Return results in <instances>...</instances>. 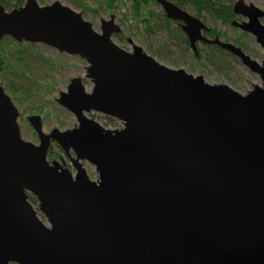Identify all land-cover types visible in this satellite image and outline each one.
<instances>
[{
	"label": "water",
	"instance_id": "water-1",
	"mask_svg": "<svg viewBox=\"0 0 264 264\" xmlns=\"http://www.w3.org/2000/svg\"><path fill=\"white\" fill-rule=\"evenodd\" d=\"M156 1L195 52L200 41L220 45L263 85L241 94L162 64L132 39L128 51L114 41L122 31L114 14L97 32L60 0L0 3V42L78 54L94 83L89 92L72 77L57 98L76 115L74 128L47 133L41 114L28 116L37 144L22 137L20 110L0 85V264H264V58L206 36L207 22L174 0ZM234 7L248 19L233 24L264 49V9L246 0ZM53 142L76 173L49 159Z\"/></svg>",
	"mask_w": 264,
	"mask_h": 264
},
{
	"label": "rangeland",
	"instance_id": "rangeland-1",
	"mask_svg": "<svg viewBox=\"0 0 264 264\" xmlns=\"http://www.w3.org/2000/svg\"><path fill=\"white\" fill-rule=\"evenodd\" d=\"M55 0H38L40 5L52 4ZM63 4L71 6L73 9L82 11L85 18L94 24L95 30L102 31L101 19H109L114 13L116 23L122 26L121 34L124 35V41L114 35V41L128 51L133 50V44L128 39H132L135 44L143 46L144 50L154 55L162 64H167L172 68H184L186 71L198 75L202 74L205 80L212 84L227 83L241 94H246L252 90L255 84L263 85L259 74L250 71L242 61L237 60L234 56L226 53H217L211 56V49L203 43L201 44L203 52V63L195 59L192 50H186L183 37H178L169 32L166 26H159L155 32L148 33L145 25H139L134 19L126 20L127 9L132 4L131 0H124L127 6H121L118 10L110 12L107 4L103 0H86L89 5L97 10L84 11L74 1L60 0ZM253 2L257 6L264 9V0H246ZM154 7V4H153ZM157 10H163L162 7L155 5ZM193 14L194 10H189ZM207 25L211 28H220L225 32V39L238 43L241 40L245 43L247 50L252 57L259 62H263L264 49L258 43L257 38L252 33L243 32L241 28L231 25H224L209 17L206 18ZM176 25V23H175ZM187 36L186 32H184ZM13 39V38H10ZM3 41V40H2ZM0 42V51L8 55L11 67L3 70L0 74V83L4 86L5 92L12 98L13 102L20 110L19 125L22 127V137L34 143L40 142V137L33 126L28 121V116L33 114H41L43 117V125L45 132L51 131L53 128L67 130L74 128L78 123L76 115L62 106L57 98L61 91H66L72 77L82 76L86 86V90L92 91L94 83L92 79H88L87 67L89 62L86 59L70 53H62L57 48H53L46 43H29L24 41V45L18 46L20 42L13 39L16 44H2ZM26 48V49H25ZM154 49L156 52H153ZM214 52V51H213ZM27 61V66L21 63L20 59ZM8 59H6L8 61ZM221 60V62L219 61ZM219 61V62H218ZM89 117H95L99 122L108 128H121L122 123L119 121L117 125H108L105 122L104 114L96 111L86 113ZM51 150L55 151V158L49 159L66 161L67 166L71 167L74 173L76 168L72 166L71 159L66 155L64 150L56 142L51 144ZM50 151V150H49ZM70 155L75 156L74 151H70ZM89 176L93 180L99 179L97 167L87 160H83ZM38 210L40 217L48 223L47 217L38 209L39 201H31ZM50 224V223H48Z\"/></svg>",
	"mask_w": 264,
	"mask_h": 264
},
{
	"label": "trees",
	"instance_id": "trees-1",
	"mask_svg": "<svg viewBox=\"0 0 264 264\" xmlns=\"http://www.w3.org/2000/svg\"><path fill=\"white\" fill-rule=\"evenodd\" d=\"M77 3L78 6H80L84 11L86 10H92L94 12H97V10L93 9L89 3L86 2V0H70ZM106 4L108 9H110V12H114L118 10L121 6H127V2L124 0H103ZM132 4L129 7H126L127 14H126V20H136V22L139 23V25H145V29L148 33L155 32L156 29L159 26H166L173 35H176L178 37H183V42L186 46V50H192L194 52L195 59H197L202 65L203 63V52L201 48V44L198 43V50L195 52L188 40V37L185 35L184 31H182L181 22L177 20H171L167 17V14L164 10H157L155 8V5L158 4L156 0H131ZM181 8H185L188 10H194L196 11V15L199 16L201 19L206 21V18L213 19L217 22H221L224 25H233V22L237 20V14L235 13V2L237 0H174ZM26 2V0H0V3H2L3 6H5L8 10L13 8H20L21 5H23ZM154 4V7H153ZM82 12V11H81ZM83 13V12H82ZM114 14V13H113ZM176 23V25H175ZM206 35L215 37L220 36L221 38L224 37L225 32L220 28H209L206 31ZM117 37L124 41V35L119 33L117 34ZM16 44L13 39H10L9 37H4L2 44ZM236 43V42H235ZM205 44V43H204ZM239 46H242L244 50H247V47L245 43L241 40H238ZM18 46L24 45V43L16 44ZM207 46V49L210 48L212 52L211 56L216 55L217 53H226L229 56H234L238 60V58L231 53L230 51H226L223 49L220 45L215 44H205ZM26 49V48H25ZM153 52H156L154 49H152ZM214 51V52H213ZM249 53V52H248ZM8 55L3 51H0V74L3 70L9 69L11 67L10 65V59L8 61ZM21 63H24V65L27 66V61L23 58L20 59ZM221 62V60H219ZM218 61V62H219ZM1 85V83H0ZM2 86V85H1ZM105 119V122H107L108 125H117L118 120L114 117L111 118L109 116H103ZM55 151L51 150L49 151V155L52 158H55L56 156ZM31 201H36V197L33 195H30Z\"/></svg>",
	"mask_w": 264,
	"mask_h": 264
},
{
	"label": "flooded vegetation",
	"instance_id": "flooded-vegetation-1",
	"mask_svg": "<svg viewBox=\"0 0 264 264\" xmlns=\"http://www.w3.org/2000/svg\"><path fill=\"white\" fill-rule=\"evenodd\" d=\"M247 2V1H246ZM250 2V1H249ZM249 2H247V3H249ZM237 20H235V21H245V20H247L248 18H246V17H243L242 15H238L237 14ZM263 21H264V18L262 19ZM233 27H236V28H240V27H237V26H235L234 24L232 25ZM210 27H208L207 29H206V31L209 29ZM206 31H205V35H206ZM243 32H245V31H243ZM247 33V32H246ZM206 36H209V35H206ZM210 38H215V37H217V36H215V37H212V36H209ZM221 39H223V40H226V41H231V40H227V39H225V37H222ZM233 42V41H232ZM198 43H205V42H202V41H200V42H198ZM235 43V42H234ZM205 44H207V43H205ZM209 44H211V43H209ZM216 45V44H215ZM238 45V44H237ZM239 46V45H238ZM242 47V46H241ZM62 163H63V165H65L66 167H68L67 166V163H66V161L63 159V161H62ZM71 164H72V162H71ZM72 166H73V164H72ZM74 167V166H73ZM70 169H72L71 167H69Z\"/></svg>",
	"mask_w": 264,
	"mask_h": 264
}]
</instances>
